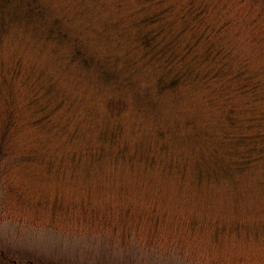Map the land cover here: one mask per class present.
<instances>
[{"label": "trees", "instance_id": "16d2710c", "mask_svg": "<svg viewBox=\"0 0 264 264\" xmlns=\"http://www.w3.org/2000/svg\"><path fill=\"white\" fill-rule=\"evenodd\" d=\"M4 219L264 264V0H0Z\"/></svg>", "mask_w": 264, "mask_h": 264}, {"label": "rangeland", "instance_id": "374dc122", "mask_svg": "<svg viewBox=\"0 0 264 264\" xmlns=\"http://www.w3.org/2000/svg\"><path fill=\"white\" fill-rule=\"evenodd\" d=\"M104 238L88 239L64 235L46 228H35L24 223L0 220V248L9 253H35L71 264H189L171 255L143 251H112ZM105 253V254H104Z\"/></svg>", "mask_w": 264, "mask_h": 264}]
</instances>
